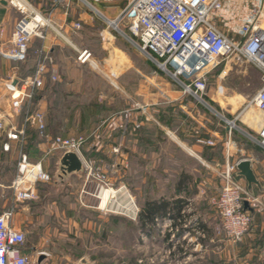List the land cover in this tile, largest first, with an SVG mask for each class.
<instances>
[{
    "label": "rangeland",
    "instance_id": "obj_1",
    "mask_svg": "<svg viewBox=\"0 0 264 264\" xmlns=\"http://www.w3.org/2000/svg\"><path fill=\"white\" fill-rule=\"evenodd\" d=\"M24 1L33 9L37 8L43 14H49L51 10L59 9V14L64 15L66 8V2H64L66 0ZM129 1L109 0L108 3L96 5L95 8L110 17V14L107 12L110 8H114L113 13L121 12ZM69 2L78 4L79 8L78 10L76 9V13L83 12L95 22V30L90 35L81 30L76 36L82 46L87 47L89 51L96 49V51L94 50V57L92 56L95 61L97 58L100 60L106 57L97 42L99 41L97 39L98 35L106 31L115 35L122 43H125L131 60L139 63L140 71H136L135 77L129 72L130 70L120 77V73L124 71L123 64L126 67L127 63H125V59L118 52H115L117 56L114 57L113 61H107V65H110L111 68L98 61L94 63L93 58L91 65L86 64L79 68L75 52L74 61L71 60V64L68 65L73 68L70 73L72 81L66 87L61 88L58 93L56 92L57 95L52 99L54 101L52 103L55 106L59 105L61 110L59 118L54 120L52 117L51 123L52 125L58 124V127L64 128L65 126V129L69 130V133L74 136L81 135L86 137V147H90L89 151L91 154L95 152L91 148L92 145L100 146L103 141L105 145V141L108 139L109 152H105L102 158L100 156L102 155V151L99 150V156L90 159L101 161L103 165L111 169L109 175L111 189L116 191L124 185L138 207L140 214L142 209L140 208V204L145 201L144 197L150 193L151 177L157 182L158 195L164 194L166 192L165 186L167 185L166 175H169L171 172V164L169 163L172 160L171 155L175 163H182L184 158L181 157V153L177 150V147L168 142L165 132L161 131L160 128H157L158 132L154 136H150L151 128L148 124H145L143 130H140L141 134L139 132V137L137 136L136 141H134L132 136L126 138V141L122 140V136L119 134L118 114L124 107V99L127 101V98L135 97L142 106L149 103L166 105V102L171 101L173 96H190V94L181 87L174 77L166 72H162L157 66L141 55L120 31L115 30L105 21L101 20V17L94 11L80 5L76 0H68L67 3ZM118 29L126 34L123 24L119 25ZM31 44V51L29 50V52H32L34 66L35 52L42 46L34 42ZM77 49L79 48L77 47ZM69 55L72 56V53ZM93 64L96 66L94 67ZM115 67L117 70L112 69ZM169 72L172 75L175 74L170 69ZM138 77L141 81L140 89L137 86ZM176 78L182 81L181 77L177 76ZM206 80L207 86L204 92V100L213 110H206L207 121L212 122H207L205 126L217 131V145L223 143L227 148L229 147L231 162L238 158H245L246 156H249L252 161L258 162V158L262 159L263 157L261 154L264 155V153L256 150L259 147L264 152V148L256 141L260 123L258 119L261 120L262 115L252 106L246 108L259 89V79L256 69L244 61L237 62L232 60V58H228L222 60L221 65L211 71ZM122 85L126 87L124 90ZM134 93H136L135 96L133 95ZM32 104L34 108L37 107L36 101L33 100ZM138 104H132V107L137 108L140 105ZM214 111L223 116L228 121V124ZM16 122L17 124L19 123L18 126L21 128L23 118L18 117ZM231 122H234L235 127H231ZM223 128L231 129V132L227 131L226 134L222 130ZM31 131L34 132V130ZM34 133L36 134V132ZM91 133L92 135H90ZM225 140H227V143ZM202 141L207 142L210 140ZM156 143L158 144L157 146ZM123 147L126 149L125 151H123ZM10 156L7 160H3L4 166L0 167V176L3 177L5 183L16 176V169L13 165L16 157L14 155ZM53 174L55 177L62 173L60 174L59 171L54 170ZM54 179L56 180V178ZM207 180L217 184L216 178L213 180L212 177L208 176ZM65 186V184H62L58 187L56 186V188L51 187L46 189V191L51 192L52 195L55 193L60 203H62L60 193L66 192L68 185L67 189H65ZM78 186L76 187V185L71 184V189L76 191L78 190ZM87 187L92 195L94 186L89 185ZM216 191L217 185L211 191L205 193V199L200 203L204 211L207 209L206 215L199 216L197 213L191 212V215L187 216L184 222L180 221L173 227V231H166L165 233H162V224L159 218L156 219L154 225H147L144 229L140 230L138 228L139 214L137 219L133 221L122 215L119 208V200L115 199L116 202L110 200L109 212L105 213L108 215L107 217L104 216L100 219L96 216H88L89 221L95 227L100 226V224L99 226L97 225V220L104 223V239L101 241L98 237L100 234L96 236L91 235V248L89 249L91 251L88 253V256L94 264H220V258L228 253L227 242L232 240L226 235L222 229L220 219L208 204L210 201L208 199ZM98 202L93 196H89L87 201L93 207H96ZM16 206L18 209H21L23 205L19 202ZM199 221L204 225L205 229L196 226ZM176 230L178 233L174 236ZM182 230L185 234L187 233L185 231H189L190 233L186 234L184 239L182 238L184 233L182 234L183 236L178 237V234ZM147 235L150 236L148 237ZM167 235L168 240L165 242ZM170 239H172L171 244L169 243Z\"/></svg>",
    "mask_w": 264,
    "mask_h": 264
},
{
    "label": "crops",
    "instance_id": "obj_2",
    "mask_svg": "<svg viewBox=\"0 0 264 264\" xmlns=\"http://www.w3.org/2000/svg\"><path fill=\"white\" fill-rule=\"evenodd\" d=\"M67 1H64L66 2L64 15L59 14V9L50 11V20L54 29L48 30L46 39L44 41L33 40L34 43L41 45L52 56L54 65L51 71L56 74L58 80L51 82L49 77H46L43 89L38 92L36 100L34 99L37 102L38 108H36L45 116L47 130L52 137L57 135L62 137L74 136L69 133V130L65 129V126L64 128L58 127L56 123L52 125L51 118L53 117L52 119L54 120L58 119L61 110L59 105L58 107L52 103L54 102L52 99L57 95L56 92L58 93L61 88L66 87L72 81L70 73L73 68L68 65L71 64V60L74 61L77 47L80 50H89L87 47L82 46L76 36L81 30H84L89 35L95 30L94 20L83 12L76 13V9L78 10L79 8L78 4L76 5L74 2L67 3ZM3 2L5 4H2ZM34 9L38 10L37 8ZM113 9L110 8L107 11L110 17L102 13L109 20H114L120 11L113 13ZM45 15L48 14L45 13ZM20 17L19 13L5 0H0V111L7 115H10L11 110L9 107L10 94L4 88L5 82L9 78L16 82L17 79L30 75L33 69L32 52H29L28 60L24 64H13L1 57V53L10 47L11 34ZM263 20L264 18L261 20V23ZM76 23H79L81 26L79 30L73 28ZM261 23L258 24V27L264 30L261 27ZM98 36V46L106 57L100 60L97 58L95 61L93 57L96 49H94L95 51L92 49L90 52L92 51L94 63L98 61L110 67V65H107V61H113L114 57L117 56L115 52H118L125 59V63H127L126 67L123 64L124 71L119 76H123L125 72L130 70L129 72L135 77L136 71L138 72L140 66L135 60H131L125 43H122L110 32L104 31ZM70 53H72V56L69 55ZM232 60L237 62L243 61L240 58H233ZM77 66L80 68L83 65L77 64ZM112 69L117 70L116 67ZM137 86L138 89L141 88L140 79ZM122 87L123 90L126 88L123 85ZM133 95L135 96L136 93ZM127 99V101L124 99V107L118 114L119 134L122 136V140L126 141V138L132 136L134 141H136L139 137V132L141 134L140 130H143L145 124H148L151 128L150 136H154L158 132L157 128H160L161 131L165 132L168 142L176 146L177 150L181 153V157L184 158L182 163H175L171 155L172 160L169 161L171 172L169 175L164 173L167 179L166 192L164 194L158 195L157 182L151 177L150 193L144 197L145 201L140 204V208H143L147 201H168L170 206L166 210V217L159 218L161 224L165 220H172L169 216L176 213L175 211L177 210L173 209V204L177 201H181L183 207L179 211L180 218L175 222L172 220L174 225L180 221L184 222V219L186 220L187 216L191 215V212L204 216L207 214V209L204 211L200 203L204 201L205 193L211 191L216 185L217 191L211 197H214L218 193L220 186L218 173L225 167L226 163L236 164L240 160L246 159L250 161L251 170L258 185H253L248 189L245 180L239 177L237 169L236 175L249 194L258 199V204H252L249 206L251 210H247L252 217V224L248 232L238 241H228V253L224 254L219 261L220 264H264V155L261 154L263 157L262 159L258 158V162L252 161L249 156L238 158L231 162L229 147L227 148L223 143L217 145V131L205 126L207 122H212L207 121L206 110L209 109L191 96H173L171 101L166 102V105L149 103L142 106L135 97ZM131 103L133 105L139 103L141 106L138 104L140 108L132 107ZM17 118H12V123L19 129V123L17 124L16 122ZM5 126L6 131H8L10 128L9 123L6 122ZM217 127L220 128L219 126ZM222 130L227 134L228 129L223 128ZM202 140H210L213 142V145L207 146L201 144L199 141ZM2 141H0V167L4 166L3 160H7L8 157H11L10 155H14L16 159L13 165L16 169L20 153L27 151L29 161L36 163L41 160L43 171L50 177L48 182H41L36 185L37 200L23 201L21 202L23 206L21 209H18L16 206L18 203L15 202L10 188L15 177H12V180H8L5 183L3 177L0 176V213L12 211V223L14 227L25 234L23 253L32 257V264H94L88 256V253L91 251L89 250L91 248V235L96 236L100 234L98 237L102 241L104 239V223L97 220V225L99 226L100 224V226H96V228L89 221L88 216H96L102 219V217H107L108 215L93 207L91 203H87L89 196L91 197L87 186L92 184L85 183L81 172L62 175L60 170L62 156L56 154L42 158L44 145L38 140L33 131L26 132L22 143L9 140L7 142ZM1 142L4 143L3 145L7 144L9 148L7 152L2 151L3 149L1 150ZM225 142L227 143V140ZM86 146L82 150V155L87 159L99 156V150L102 151V155L100 156L103 158L105 152H109L110 149L108 139L105 141V145L103 141L100 146H91L92 150L95 151L92 153L93 155L89 151L90 147L87 148ZM125 150L124 148L123 151ZM256 150L264 153L259 147ZM262 160L263 162H261ZM54 170L59 171L61 175L54 177ZM208 176L212 177L213 180L216 178L217 184L207 180ZM62 184L66 185L65 189H67L68 185L69 190L67 189L66 192L60 193L62 198V203H60L59 198L56 197L57 195L55 193L52 195L46 189L51 187L56 188V186L58 187ZM71 184L76 185V187L79 185L78 190L71 189ZM211 197H208V200ZM208 204L211 207L210 201ZM156 219H154L152 225H154ZM196 226L205 229L200 221ZM183 233L184 231L182 230L180 236L185 234ZM147 236L149 237L150 235ZM167 240L168 237L165 238V242Z\"/></svg>",
    "mask_w": 264,
    "mask_h": 264
},
{
    "label": "built area",
    "instance_id": "obj_3",
    "mask_svg": "<svg viewBox=\"0 0 264 264\" xmlns=\"http://www.w3.org/2000/svg\"><path fill=\"white\" fill-rule=\"evenodd\" d=\"M5 1L21 17L13 28L10 47L1 53V57L13 64H24L28 60L33 40L44 41L48 30L54 27L50 14L45 15L31 6V9L21 7L12 0ZM76 1L94 11L107 24L115 23V30L120 31L141 55L162 72L172 75L169 69L174 71L172 76L181 87L208 109L210 107L204 100L206 77L221 65L222 60L240 58L254 67L258 73L259 89L246 108L252 106L262 115L256 141L264 148V30L258 27L264 18V0H130L114 20H109L95 8L109 0ZM121 24L126 34L118 29ZM73 28L79 30L80 24H74ZM76 61L80 65H91L92 53L87 49H77ZM53 65L52 56L41 47L35 52L30 75L16 82L11 78L5 82L4 88L10 94L11 111L10 115L0 111V141L6 134L9 141L22 143L26 132L34 130L44 145L42 158L56 154H75L81 162L80 172L85 183L94 186L91 196L99 201L95 208L108 213L110 200L116 202V199L119 200L122 215L135 221L139 209L124 186L114 191L102 205V192L112 190L109 179L111 169L101 161L87 159L82 155L87 138L81 135L52 137L47 130L44 114L38 107H33V100L43 89L45 78L49 77L51 82L57 80L56 74L51 71ZM16 117L23 118L19 129L12 123V118ZM6 122L10 126L8 131ZM228 131L231 132V129ZM199 142L213 145L212 141ZM8 150L7 144L3 145V151ZM41 162L32 163L28 155L20 153L16 163L17 173L10 185L16 203L37 200L36 185L50 180ZM237 164L226 163L218 173L219 190L210 199L211 208L232 241L240 240L252 224V217L244 211L243 203L247 202L249 206L258 204V199L250 195L239 181L236 175ZM12 217V211L0 213V264H32V257L23 253L25 234L14 227ZM174 226L172 220H165L162 233L173 231ZM177 233L176 230L174 236Z\"/></svg>",
    "mask_w": 264,
    "mask_h": 264
},
{
    "label": "water",
    "instance_id": "obj_4",
    "mask_svg": "<svg viewBox=\"0 0 264 264\" xmlns=\"http://www.w3.org/2000/svg\"><path fill=\"white\" fill-rule=\"evenodd\" d=\"M2 4H5V3L3 2ZM208 107H210V106L208 105ZM210 109L213 110L211 107H210ZM214 112L220 118H222L226 124H228V121H226L223 116H221L216 111H214ZM231 123L234 124V122H231ZM236 169L238 171L239 177L243 178L245 180V182L247 183L248 189H250L253 185H258V183L255 179V176L251 170L250 161H248L246 159L240 160L237 164ZM60 170H61L62 175L78 173L81 171V162L75 154L66 153L61 157ZM243 208H244V211L251 210V209H249V205L247 202L243 203Z\"/></svg>",
    "mask_w": 264,
    "mask_h": 264
},
{
    "label": "trees",
    "instance_id": "obj_5",
    "mask_svg": "<svg viewBox=\"0 0 264 264\" xmlns=\"http://www.w3.org/2000/svg\"><path fill=\"white\" fill-rule=\"evenodd\" d=\"M2 142H7L8 139L6 137V134L3 136ZM1 142V150L3 149V144ZM3 151V150H2ZM23 154L27 155V151H24ZM173 209L175 208L177 211L173 215L170 214L169 218L172 219L174 222L180 218L179 211L183 207L181 201H177L173 204ZM170 206V203L168 201H159V202H150L147 201L143 208L141 209V212L139 214V228L142 230L147 225H152L154 219L156 218H165L166 217V210Z\"/></svg>",
    "mask_w": 264,
    "mask_h": 264
},
{
    "label": "bare ground",
    "instance_id": "obj_6",
    "mask_svg": "<svg viewBox=\"0 0 264 264\" xmlns=\"http://www.w3.org/2000/svg\"><path fill=\"white\" fill-rule=\"evenodd\" d=\"M12 1H13V3L16 4V5L18 4V5H20L21 7L23 6V7H25V8H30V9H31V7H30L29 5H27V3H26L24 0H12ZM110 26H111L112 28L116 29V24H115V23H114V24H110ZM261 27L264 28V22H262ZM93 66L95 67L96 65L93 64ZM171 76H172V75H171ZM172 77H174V76H172ZM261 119H262V118H261ZM258 122H261V120L258 119ZM230 125H231V127L234 126L233 123H230ZM113 193H114V191H112V190H110V189L107 190V191L102 192V194H101L102 205H104V204L106 203V201L108 200V198H109ZM111 202H112V201H111Z\"/></svg>",
    "mask_w": 264,
    "mask_h": 264
}]
</instances>
